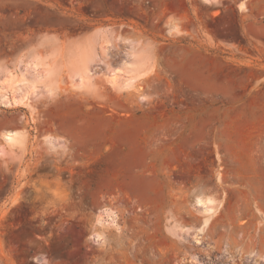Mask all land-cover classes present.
<instances>
[{"label":"rangeland","instance_id":"374dc122","mask_svg":"<svg viewBox=\"0 0 264 264\" xmlns=\"http://www.w3.org/2000/svg\"><path fill=\"white\" fill-rule=\"evenodd\" d=\"M0 264H264V0H0Z\"/></svg>","mask_w":264,"mask_h":264},{"label":"bare ground","instance_id":"6f19581e","mask_svg":"<svg viewBox=\"0 0 264 264\" xmlns=\"http://www.w3.org/2000/svg\"><path fill=\"white\" fill-rule=\"evenodd\" d=\"M143 63H144V57H143L142 55H137V56H136V60H135V64H136V65H141V64H143ZM116 81H117V78H114V77H113V78L111 79L110 82L115 83ZM10 140H14V138H11V137H10ZM208 200H209L210 203H213V202L211 201V199H208ZM206 204H207V203H206ZM209 207H212V206H211V205H207L206 208L208 209V211L212 212V211H211V208H209Z\"/></svg>","mask_w":264,"mask_h":264}]
</instances>
